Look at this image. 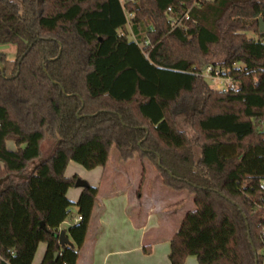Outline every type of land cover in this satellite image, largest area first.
Returning <instances> with one entry per match:
<instances>
[{
    "label": "trees",
    "instance_id": "1",
    "mask_svg": "<svg viewBox=\"0 0 264 264\" xmlns=\"http://www.w3.org/2000/svg\"><path fill=\"white\" fill-rule=\"evenodd\" d=\"M125 1L0 0V48L17 47L14 59L0 50V264H32L40 243L41 264L78 263L99 189L89 184L75 203L67 191L80 177L65 172L70 161L105 167L113 146L193 197L170 239L172 264H263L264 129L251 121L246 142L200 143L176 111L197 124L230 102L264 100V0ZM212 64L238 88L211 89L199 73ZM46 141L55 142L48 157ZM73 207L82 220L61 246Z\"/></svg>",
    "mask_w": 264,
    "mask_h": 264
},
{
    "label": "crops",
    "instance_id": "2",
    "mask_svg": "<svg viewBox=\"0 0 264 264\" xmlns=\"http://www.w3.org/2000/svg\"><path fill=\"white\" fill-rule=\"evenodd\" d=\"M75 163L74 161L69 162L65 172L66 177L76 176L67 174L69 166ZM107 165L105 167H97L93 171H104ZM73 166L75 167V165ZM79 177L86 179L90 185L99 189V202L93 214V217L96 218L95 227L92 230L93 234L91 236L87 234L86 242L80 252L77 264H172L171 259H169L172 234L166 238H158V241L151 243V253L147 254L144 252V247L147 246L144 243L146 228L144 220L148 219L152 209L163 213V203L179 207L184 200L172 198L168 200V204V201L163 202V197L156 200L155 197L145 192L142 187V199L139 200L137 189L142 185H139V182L135 181V179H131L125 166L124 175H103L102 172V175ZM82 191L83 188L73 186L67 191V197L76 203ZM190 198L193 205V197L190 196ZM186 209L185 213L189 211ZM77 211L78 208L74 207L71 216L61 225V230L68 229L74 223V219L78 216ZM182 218L183 216L180 217V222ZM90 229L89 227L88 233H90ZM164 243H166V247L157 249L160 248L158 246ZM46 250L47 244L40 243L32 264H41ZM187 262L184 264H187Z\"/></svg>",
    "mask_w": 264,
    "mask_h": 264
},
{
    "label": "rangeland",
    "instance_id": "3",
    "mask_svg": "<svg viewBox=\"0 0 264 264\" xmlns=\"http://www.w3.org/2000/svg\"><path fill=\"white\" fill-rule=\"evenodd\" d=\"M120 1H122V3L126 2L125 0ZM130 36L132 37V35ZM0 50L7 53L10 59H14L16 57L17 47L15 45L3 46ZM214 61L215 63H219V59H215ZM203 79L206 80L211 89L220 90V85L217 81L209 80L205 77H203ZM193 109L194 110L191 114H194V116L197 117V113L201 110V105L197 104ZM176 113L178 128L186 131L191 138L197 137L198 135L200 143L209 139L214 140L215 138H222L228 141L240 140L246 142L252 137L250 127L251 121L254 125H259L261 130L264 129V100L245 99L230 102L229 104L216 110L212 117L197 124H190V114L185 108L180 107ZM7 146L10 149H16V144L12 140L7 142ZM54 146L55 142L46 141L43 147V156L48 157L52 153ZM73 165H75V167ZM124 166L127 167V171L131 179H135V181L139 182V185H142L144 191L155 197L156 200H159L162 197L163 202L171 200L172 198L184 200L183 204L179 207L165 205L163 203V213L156 209L151 210L148 215V219L144 220L146 227L144 243L146 245L151 243L153 244V242L158 241V238H166L168 235H173L177 232L181 227L180 225L184 216L186 215V207L189 206L190 208L188 207L186 210L191 211L195 208V206L194 204H191V198L187 192H175L167 186H164L155 164L150 162L147 158L142 159L140 153L137 152L133 159L125 161L120 157L116 146H113L107 168L104 170L105 172L103 170H88L80 164L75 163L69 166L67 174L79 175L83 177H87V175H102V172L103 175H124ZM1 187L2 182H0V188ZM182 216L183 218L180 222L179 219ZM95 220V217L91 220V229L90 233H88L90 236L93 234L92 230L95 227ZM165 245L166 243L158 246L160 248L157 249L166 247ZM186 262L187 264H191V262H193V264H200L198 258L195 256H189L184 263Z\"/></svg>",
    "mask_w": 264,
    "mask_h": 264
},
{
    "label": "built area",
    "instance_id": "4",
    "mask_svg": "<svg viewBox=\"0 0 264 264\" xmlns=\"http://www.w3.org/2000/svg\"><path fill=\"white\" fill-rule=\"evenodd\" d=\"M129 1V0H127ZM134 1V0H131ZM210 1V0H207ZM168 13L172 16L174 15V9L173 8H169L168 9ZM130 15H127V17L130 18ZM180 20H178L177 17H174L172 19V26H176L179 23ZM202 77H205L209 80H214L217 81L218 84L220 85V90L223 92L229 91L230 89H236L238 88V83L232 79L229 75L227 76L225 74V70L220 66V65H216V64H212L207 66L202 72L199 73ZM262 186H264V180L262 183ZM257 206L259 208H262L264 211V196L260 198L259 201L256 202ZM263 219H264V214H263ZM82 220V216H77L74 219V222H79ZM260 240L262 242V248L259 252V254L264 257V227L261 230V237Z\"/></svg>",
    "mask_w": 264,
    "mask_h": 264
},
{
    "label": "water",
    "instance_id": "5",
    "mask_svg": "<svg viewBox=\"0 0 264 264\" xmlns=\"http://www.w3.org/2000/svg\"><path fill=\"white\" fill-rule=\"evenodd\" d=\"M259 30L261 32H264V19L263 18L259 19ZM1 68H2V70H4L3 66ZM75 186L78 187V188H86V187L89 186V183L86 180L82 179V178H78L77 181H76ZM42 225L45 226L44 223H42ZM59 242H60L61 246L72 244V241L68 238V236H67V234H66V232L64 230L60 231ZM58 256H59V253L57 252L55 254L56 259L58 258ZM256 257H257V255H256ZM258 261H259V257H257V264H258Z\"/></svg>",
    "mask_w": 264,
    "mask_h": 264
}]
</instances>
